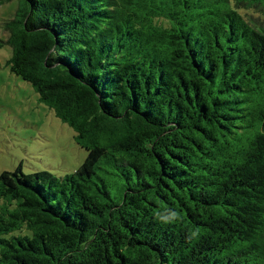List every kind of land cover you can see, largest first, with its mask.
<instances>
[{
  "label": "trees",
  "instance_id": "obj_1",
  "mask_svg": "<svg viewBox=\"0 0 264 264\" xmlns=\"http://www.w3.org/2000/svg\"><path fill=\"white\" fill-rule=\"evenodd\" d=\"M4 27L87 155L0 173V264H264V0H22Z\"/></svg>",
  "mask_w": 264,
  "mask_h": 264
},
{
  "label": "rangeland",
  "instance_id": "obj_2",
  "mask_svg": "<svg viewBox=\"0 0 264 264\" xmlns=\"http://www.w3.org/2000/svg\"><path fill=\"white\" fill-rule=\"evenodd\" d=\"M22 0H0V173L20 168L25 174L75 171L87 151L77 144L74 130L39 101L32 85L13 73L7 60L5 21Z\"/></svg>",
  "mask_w": 264,
  "mask_h": 264
},
{
  "label": "clouds",
  "instance_id": "obj_3",
  "mask_svg": "<svg viewBox=\"0 0 264 264\" xmlns=\"http://www.w3.org/2000/svg\"><path fill=\"white\" fill-rule=\"evenodd\" d=\"M172 215H173V216H175L176 214H175V213H173Z\"/></svg>",
  "mask_w": 264,
  "mask_h": 264
}]
</instances>
